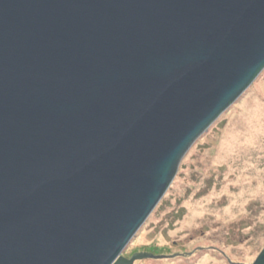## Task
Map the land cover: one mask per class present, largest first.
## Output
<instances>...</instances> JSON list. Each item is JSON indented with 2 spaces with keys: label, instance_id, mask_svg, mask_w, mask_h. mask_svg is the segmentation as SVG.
I'll list each match as a JSON object with an SVG mask.
<instances>
[{
  "label": "water",
  "instance_id": "1",
  "mask_svg": "<svg viewBox=\"0 0 264 264\" xmlns=\"http://www.w3.org/2000/svg\"><path fill=\"white\" fill-rule=\"evenodd\" d=\"M263 71L264 0H0V264L162 259L123 253Z\"/></svg>",
  "mask_w": 264,
  "mask_h": 264
},
{
  "label": "rangeland",
  "instance_id": "2",
  "mask_svg": "<svg viewBox=\"0 0 264 264\" xmlns=\"http://www.w3.org/2000/svg\"><path fill=\"white\" fill-rule=\"evenodd\" d=\"M264 250V71L196 142L123 257L253 264Z\"/></svg>",
  "mask_w": 264,
  "mask_h": 264
},
{
  "label": "bare ground",
  "instance_id": "3",
  "mask_svg": "<svg viewBox=\"0 0 264 264\" xmlns=\"http://www.w3.org/2000/svg\"><path fill=\"white\" fill-rule=\"evenodd\" d=\"M167 192H168V191H167ZM166 194H167V193H166ZM166 194H165V195H166ZM159 204H160V203H159Z\"/></svg>",
  "mask_w": 264,
  "mask_h": 264
}]
</instances>
